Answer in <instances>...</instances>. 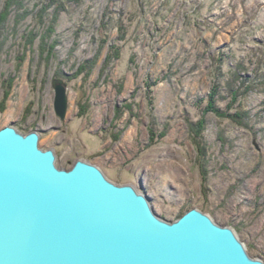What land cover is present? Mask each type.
Wrapping results in <instances>:
<instances>
[{"label": "rangeland", "instance_id": "1", "mask_svg": "<svg viewBox=\"0 0 264 264\" xmlns=\"http://www.w3.org/2000/svg\"><path fill=\"white\" fill-rule=\"evenodd\" d=\"M11 124L58 166L90 160L169 220L197 207L264 259V0H0Z\"/></svg>", "mask_w": 264, "mask_h": 264}, {"label": "water", "instance_id": "2", "mask_svg": "<svg viewBox=\"0 0 264 264\" xmlns=\"http://www.w3.org/2000/svg\"><path fill=\"white\" fill-rule=\"evenodd\" d=\"M64 119L67 87L53 81ZM41 132L0 125V264H264L236 229L193 207L175 220L90 160L57 165Z\"/></svg>", "mask_w": 264, "mask_h": 264}, {"label": "trees", "instance_id": "3", "mask_svg": "<svg viewBox=\"0 0 264 264\" xmlns=\"http://www.w3.org/2000/svg\"><path fill=\"white\" fill-rule=\"evenodd\" d=\"M236 76V78H232V79H228L227 80V83H226V85L228 86L227 88H228V91L229 92H231V94H235L236 93V95L238 96V95H244L245 94V90L243 91V90H241L240 89V87H238V89H235V87H234V85H235V80L237 79V75H235ZM226 88V89H227ZM221 94V92H218L217 93V96H219ZM222 97V96H221ZM224 98V97H223ZM213 102L215 101V100H212ZM216 102V101H215ZM215 104H212V108H215V109H218V107L215 105ZM220 109H218V111H219ZM244 113V112H243ZM224 116H226V115H224ZM231 117H237V115L236 114H231ZM240 118V117H239ZM196 128H199V131H200V125L199 126H197ZM200 134H201V132H200ZM202 136V135H201ZM202 138V137H201ZM198 145H199V143H198ZM182 215V214H181ZM181 215H179V217L181 216Z\"/></svg>", "mask_w": 264, "mask_h": 264}, {"label": "bare ground", "instance_id": "4", "mask_svg": "<svg viewBox=\"0 0 264 264\" xmlns=\"http://www.w3.org/2000/svg\"><path fill=\"white\" fill-rule=\"evenodd\" d=\"M97 82V81H96Z\"/></svg>", "mask_w": 264, "mask_h": 264}]
</instances>
